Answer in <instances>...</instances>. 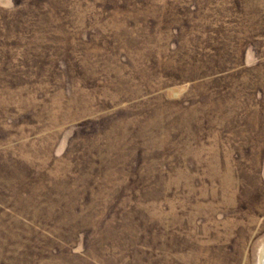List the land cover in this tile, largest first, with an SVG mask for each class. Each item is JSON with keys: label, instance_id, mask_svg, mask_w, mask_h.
<instances>
[{"label": "rangeland", "instance_id": "obj_1", "mask_svg": "<svg viewBox=\"0 0 264 264\" xmlns=\"http://www.w3.org/2000/svg\"><path fill=\"white\" fill-rule=\"evenodd\" d=\"M264 0H0V264H261Z\"/></svg>", "mask_w": 264, "mask_h": 264}, {"label": "bare ground", "instance_id": "obj_2", "mask_svg": "<svg viewBox=\"0 0 264 264\" xmlns=\"http://www.w3.org/2000/svg\"><path fill=\"white\" fill-rule=\"evenodd\" d=\"M261 264H264V253H263V256H262V259H261Z\"/></svg>", "mask_w": 264, "mask_h": 264}]
</instances>
